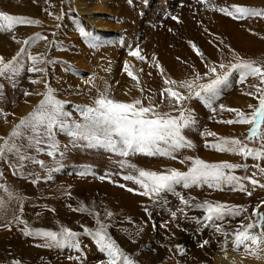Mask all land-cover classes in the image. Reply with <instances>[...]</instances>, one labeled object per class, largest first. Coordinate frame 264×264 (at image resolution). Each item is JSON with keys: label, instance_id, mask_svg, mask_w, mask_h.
Instances as JSON below:
<instances>
[{"label": "rangeland", "instance_id": "rangeland-1", "mask_svg": "<svg viewBox=\"0 0 264 264\" xmlns=\"http://www.w3.org/2000/svg\"><path fill=\"white\" fill-rule=\"evenodd\" d=\"M36 1L45 4V0ZM95 1L97 3L98 0L94 2L85 0L86 3L88 2L87 10L89 9V13H86L79 11L73 5L74 0H60L56 14L63 18L55 23L51 22L48 14H43V11L34 16L24 12V16L39 20L40 26H17L14 29L21 40L40 32L47 35L49 41L54 42L51 47L47 46V41L37 42L28 51L32 54L47 53L51 61L47 66V80L56 98L66 102V110H73L77 105L91 106L99 91V84L105 86L108 94L117 101L131 102L135 98L143 99L153 93H156L159 99V91L163 83L159 71L151 62L153 55L158 58L164 70L170 62L168 59L178 54H189V59H195L193 65L190 66L189 62L185 64L181 76L169 75L177 80L190 78L193 66L201 74L206 71L204 63L192 52L190 42L197 44L206 54L209 62H220L221 60L228 62L232 59V53L228 52L224 45L230 46L236 54L245 59L264 61V39H261L264 37V20L250 18L235 25L233 20L210 10L207 6L214 4L217 7H224L229 6L227 2H231L230 5L237 4L261 9L264 8V0H205L204 4H198L196 0H106L108 6L106 5L105 9H99V4ZM6 7L0 1V11L19 14ZM95 14L99 15L98 22L90 20L95 17ZM172 16L179 17L183 22L184 33L176 30ZM57 23L60 24L59 28L56 27ZM205 28L208 32L204 31ZM0 35H3L0 38V54L10 58L22 45H17L11 40V33L7 35L0 33ZM92 42L97 44L96 48L91 47ZM126 45L139 46L148 63L128 57L129 48ZM217 45L223 51L218 50ZM20 59L27 67L26 57L22 56ZM125 61L129 63V71L138 76L140 81L138 87L136 82L123 72ZM165 72L167 74V71ZM148 73L151 75L149 76ZM88 77L93 79L89 81ZM238 77V73L233 74L232 83L223 89L215 107L218 108L219 104H223L227 107L250 111L247 105L257 103L250 97L242 95L243 91L251 89L247 84H239ZM30 78L35 77L30 73H22L15 79L17 85L15 88L12 87L13 80L7 77L0 80L3 84L2 96H0V136L7 137L19 119L31 112L43 98L35 94L28 97L23 96L24 90L33 93L44 91L43 85L30 84ZM248 83L257 82L250 79ZM139 88L144 89L143 94ZM144 103L147 104V100H144ZM187 104L195 113L197 125L183 130L182 134L191 140L195 147L180 150L176 154V160L149 157L144 154L121 158L100 149H73L65 155L62 170L54 173L51 181L45 182L46 170L55 164V160L46 155L48 150L46 147L45 154L29 149L30 159L25 161H19L11 154L6 155L4 160L0 161V202H3L5 209L4 212H0V220L6 217L10 219L11 213L22 203L24 207L22 218L28 222L30 227L59 231L63 226L82 232L81 225L94 228L95 220L87 213L73 212L68 205L79 207L83 204L89 211L99 212L103 222L114 225L108 229L110 234L140 264H177L178 259L180 264H216L219 253L222 254L218 241L223 237L208 228L198 231V226L187 221L179 212L177 213L178 218L172 220L170 213L182 207L176 195L166 193L164 194L167 200L166 205H153L148 198L128 193L125 189L108 183L107 180L100 182L91 177L81 178L76 175L78 170L84 168H91L98 175L105 172H121L117 163L120 159H126L128 163L145 170L163 171L165 168L186 170L185 166L179 163L184 156H199L208 162L246 163L248 165L246 172L241 169L234 173L240 176H251L253 171H256L255 164L257 163L264 167V162L251 158L245 160L240 155L216 153L204 147L206 142H216V138L202 136L201 133L215 132L217 137L239 138L249 147L258 148L259 141L247 139L250 125H224L217 121L234 118V114L218 112L213 115L201 101L195 98ZM162 110L167 109L162 107ZM73 116L79 119L75 111H73ZM261 131H264V126ZM56 132L57 141L61 145L69 143L70 138L65 133L60 132L59 129H56ZM56 159H59L58 154ZM35 160L44 161L45 167L42 169L33 162ZM37 176L39 182L33 184L32 181ZM256 178L264 183V174L257 172ZM114 179L117 184L126 183L128 186L137 187L131 182L122 181L119 176H115ZM247 186L251 190V185ZM177 192L184 195L186 199L196 197L192 203H203L207 200L244 205L249 208V211L258 202L264 200V190L258 187L252 197L239 191L227 189L218 191L208 189L207 186L187 190L177 187ZM68 193L71 195L69 196ZM145 206L149 207L152 212L151 219L144 212ZM50 209H55V212ZM108 211L115 213L110 220L107 218ZM185 211L189 216L202 218L203 215L202 211L187 207ZM37 213L40 215L38 216ZM153 222L157 226L155 230L152 228ZM165 222H168V230L160 227ZM239 222V219H226L224 226L227 231L231 232ZM20 227L23 226L15 223L12 225V231L0 227V264H12L13 259L22 260L23 264H75L65 259V256L70 254L67 250L61 252L55 248L38 247L37 245L45 241L40 238L24 237L19 231ZM141 227L144 231L137 235ZM181 228L186 231H180ZM169 236L172 238L169 239ZM203 239L210 241L205 249L198 246ZM81 240L83 241L82 247L87 245L84 247V252L88 257L85 264H97L98 261L106 259L103 254L98 253L94 242L89 237L82 236ZM133 240L136 242L132 243ZM177 244L185 246L188 252L186 257H174L165 247H161V245L174 246ZM229 257L235 260L236 264H264V260H257L253 257L237 254H231Z\"/></svg>", "mask_w": 264, "mask_h": 264}, {"label": "snow or ice", "instance_id": "snow-or-ice-1", "mask_svg": "<svg viewBox=\"0 0 264 264\" xmlns=\"http://www.w3.org/2000/svg\"><path fill=\"white\" fill-rule=\"evenodd\" d=\"M196 2L204 4L205 0H196ZM207 6L210 10L219 12L235 22H244L250 18L264 20V8L257 9L237 4L224 7H217L214 4ZM48 16L53 17L54 13L49 11ZM54 18L60 21L63 17L56 14ZM171 19L176 23H181L179 17L172 16ZM40 24L39 20L28 16L0 11V33H11V40L17 45H22L10 58L0 54V80L5 77L13 80L12 87L15 88L17 86L15 79L26 72L35 77L29 79L30 84H42L44 88L43 92L23 91L24 97L35 94L43 98L31 112L19 119L7 137L0 136V141H2L0 142V161H3L5 156L9 154L17 157L19 161L29 160V149L45 154L46 147L48 149L46 155L55 160V164L46 170L47 174L44 181L47 182L53 179L54 173L62 170L65 155L73 149H100L121 158L144 154L149 157H165L176 160V154L180 150L195 147L193 142L182 134L183 130L197 125L195 113L187 104L188 101L195 98L201 101L213 115L218 112L234 114V118L222 119L217 122L229 126L250 125L247 139L259 141V147L252 148L239 138L217 137L215 132H202V136L216 138L214 143H205L206 149L221 154L240 155L245 160L251 158L255 161L264 162V131H261L262 126H264V61L245 59L236 54L230 46L224 45V48L232 53V59L228 62L223 60L209 62L206 54L197 44L190 42L191 50L204 63L206 71L201 74L193 66L190 78L177 80L166 74L158 62V58L153 55L151 62L163 77V87L159 91V99L153 93L143 99L135 98L131 102H121L113 99L108 94V89L105 88L93 99L91 106L80 107L77 105L73 110H66V102L56 98L54 90L47 80V66L51 62L47 53L32 54L28 51L37 42L47 41L48 47H51L54 42L49 41L48 36L40 32L21 40L14 31L17 26H40ZM56 27L59 28L60 24L57 23ZM204 31L208 32V29L205 28ZM249 31L251 32V29ZM252 34L256 35L255 32ZM91 47L96 48L97 44L92 42ZM127 47L129 48L128 57L148 63L139 46ZM217 48L223 51L219 45ZM22 56L27 59V67L24 62H21ZM122 70L132 81L136 82L138 87L139 78L129 71L127 61L124 62ZM234 73L239 74V84H247L248 88L251 89L243 91L242 95L257 101V103L247 105L250 111H244L237 107H227L223 104H219L218 108L215 107L223 89L232 83L231 78ZM148 75L150 76L151 73ZM87 79L91 81L93 78L88 77ZM250 79L257 83H248ZM2 90L3 84L0 83V96H2ZM139 91L143 94L144 89L139 88ZM144 100H147V104L144 103ZM162 107L167 110H162ZM73 111L78 113L79 119L74 118ZM5 115L7 114L5 113ZM56 129L70 138L68 144L61 145L57 141ZM57 154L59 159H56ZM33 162L42 169L45 167L42 160ZM117 163L122 170L121 172H105L98 175L93 169L84 168L78 170L76 175L81 178L91 177L100 182L107 180L108 183L125 189L128 193L148 198L153 205H166L167 200L164 198V194H174L178 197L182 207L170 213L171 219L176 220L179 212L187 221L195 223L198 226V231L203 228L214 230L215 234L223 237L222 240L218 241V246L220 252L223 253L224 260L228 261L231 254L264 260V200L258 202L249 211V208L244 205L209 202L207 200L203 203H192L196 197L186 199L184 195L177 192V187L187 190L193 187L207 186L208 189L218 191L226 189L239 191L248 197H252L257 187L264 190V183L256 178L257 172L264 174V167L260 163L255 164L256 171H253L251 176L234 174L241 169L246 172L248 170L246 163L208 162L199 156H184L179 160V163L184 165L186 170L177 168H165L163 171L145 170L135 164L128 163L126 159H120ZM115 176H119L124 182H131L137 187L128 186L126 183L117 184L114 179ZM32 182L33 184L38 183L39 177L37 176ZM247 185H251V190ZM68 195L70 196L71 193ZM68 207L73 212L87 213L92 216L96 226L93 228L81 225L82 232L63 226L59 231L33 228L22 218L24 207L21 203L18 209L11 213L10 219L6 217L4 220H0V227L12 231L14 223L18 226L22 225L23 227H20L19 231L24 237L44 240L45 242L37 245L38 247L55 248L61 252L67 250L70 254H67L65 259L75 262V264H85L88 259L84 252V247L87 245L82 247V236L89 237L94 242L98 253L106 257L105 260H100L97 264H140L112 237L108 229L114 225L103 222L99 212H91L83 204L79 207H73L69 204ZM186 207L202 211V218L189 216L188 212L185 211ZM50 210L55 212V209ZM4 211L3 202H0V212ZM144 212L151 219L152 212L149 207L145 206ZM37 215L40 214L37 213ZM114 215L115 213L112 211L107 212L109 220ZM226 219H239L240 222L234 230L229 232L224 226ZM156 227L155 222H153V230ZM160 227L168 230V222L161 224ZM177 227L179 228V225ZM143 231V227L139 228L137 235ZM180 231H186V229L181 228ZM168 238L171 239L172 236ZM135 242V240L132 241V243ZM209 244L208 239H203L198 246L205 249ZM161 247H165L174 257H186L188 255L185 246L181 244L161 245ZM12 264H23V262L13 259ZM177 264H180L179 259ZM229 264H236V262L231 260Z\"/></svg>", "mask_w": 264, "mask_h": 264}, {"label": "bare ground", "instance_id": "bare-ground-1", "mask_svg": "<svg viewBox=\"0 0 264 264\" xmlns=\"http://www.w3.org/2000/svg\"><path fill=\"white\" fill-rule=\"evenodd\" d=\"M2 1V3H4L6 9H12L11 11H16L17 13H19L18 15H24V12L27 13L28 15H31V16H34V15H37L40 11H43V14H48L49 11H51L52 13H54V16L56 15V9H58L57 7L60 5V0H43L45 2L44 3H39L37 2L36 0H0ZM59 2V4H58ZM71 2V1H70ZM91 2H94V0ZM9 3V4H8ZM88 3V2H87ZM87 3L85 2V0H74V6L81 12H86V13H89V9L87 10ZM96 3V1H95ZM97 3L99 4V9H102L104 8L107 4H106V0H98ZM96 3V4H97ZM44 4V5H43ZM231 2H227V5H230ZM27 5H31L30 7L26 8L25 6ZM72 5V6H73ZM20 6H23L22 8H20ZM53 7V9L51 10V8ZM108 6V5H107ZM106 6V7H107ZM35 7V8H34ZM105 7V8H106ZM104 8V9H105ZM91 10V9H90ZM63 11V10H62ZM9 13V12H8ZM94 15V14H93ZM53 17H50V20L51 22L55 23L57 22V20H55V18ZM87 16V15H86ZM88 17V16H87ZM30 18V17H29ZM90 20L92 22H98L100 19H99V15L98 14H95V17H92L90 18ZM233 23L236 25L238 24L239 22H235L233 21ZM175 27H176V30L178 32H182L184 33L185 32V29L183 28V22L181 23H174ZM100 25V24H98ZM99 27V26H98ZM105 27V26H104ZM103 27V28H104ZM102 28V27H101ZM20 29V27L18 28ZM30 29V28H29ZM24 30V29H23ZM31 30V29H30ZM15 31V30H14ZM16 32V31H15ZM3 34V33H1ZM23 34V33H22ZM5 35H7V33H5ZM3 35H0V38L2 37ZM117 49V48H116ZM118 50V49H117ZM116 52V51H115ZM193 52V51H192ZM119 53V52H118ZM119 55V54H118ZM173 56V55H172ZM180 58V59H177V58ZM189 57V54L185 55V54H178L176 57H172V58H169L168 60L170 61L168 64H167V69L165 71H167V74L168 75H173L175 77H178V76H181V74L184 72V69H185V66L187 64L190 63V66L193 65L194 60H191L188 58ZM192 57V56H191ZM118 58V57H117ZM121 58V57H120ZM189 62V63H188ZM186 64V65H185ZM157 74V73H155ZM159 74V73H158ZM154 75V74H153ZM155 76V75H154ZM153 78V77H152ZM161 80H162V83H163V77L160 76ZM152 80V79H151ZM107 81V80H106ZM154 81V80H152ZM150 81V82H152ZM97 82V81H96ZM156 83V82H154ZM42 85V84H41ZM150 85V84H149ZM98 90L97 91V95L100 91H103L106 87L103 86L102 84H99L98 85ZM97 90V89H96ZM156 94V93H155ZM131 95V94H130ZM158 98V97H157ZM217 260V263L216 264H229V261H231L232 259L229 257V260L226 261L223 259V253L220 254L219 253V256L216 258Z\"/></svg>", "mask_w": 264, "mask_h": 264}]
</instances>
